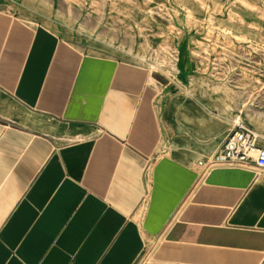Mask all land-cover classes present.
<instances>
[{
	"label": "crops",
	"instance_id": "0c3cea01",
	"mask_svg": "<svg viewBox=\"0 0 264 264\" xmlns=\"http://www.w3.org/2000/svg\"><path fill=\"white\" fill-rule=\"evenodd\" d=\"M54 26L0 8V264H264V169L198 166L239 123L264 149V89L224 98L182 43L169 100Z\"/></svg>",
	"mask_w": 264,
	"mask_h": 264
},
{
	"label": "rangeland",
	"instance_id": "374dc122",
	"mask_svg": "<svg viewBox=\"0 0 264 264\" xmlns=\"http://www.w3.org/2000/svg\"><path fill=\"white\" fill-rule=\"evenodd\" d=\"M0 8L55 25L89 54L161 75L169 100L188 82L176 78L182 43L195 75L217 74L224 98L252 78L256 94L264 89V0H0Z\"/></svg>",
	"mask_w": 264,
	"mask_h": 264
},
{
	"label": "built area",
	"instance_id": "2783aa9c",
	"mask_svg": "<svg viewBox=\"0 0 264 264\" xmlns=\"http://www.w3.org/2000/svg\"><path fill=\"white\" fill-rule=\"evenodd\" d=\"M257 135L239 123L223 143L221 150L205 162H199L201 175L216 167H235L253 163L264 169V149L256 146Z\"/></svg>",
	"mask_w": 264,
	"mask_h": 264
}]
</instances>
